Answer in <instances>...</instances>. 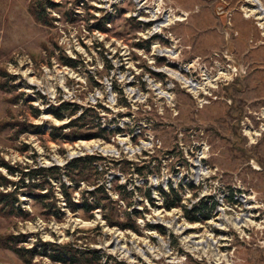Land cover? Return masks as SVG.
<instances>
[{"label": "rangeland", "instance_id": "obj_1", "mask_svg": "<svg viewBox=\"0 0 264 264\" xmlns=\"http://www.w3.org/2000/svg\"><path fill=\"white\" fill-rule=\"evenodd\" d=\"M30 1L0 0V68L9 81L8 91L0 89V120L10 109L14 119L42 127L16 139L12 129L0 130V155L62 167L100 153L107 166L101 181L120 221L132 208L141 213L138 231L111 227L100 207L90 217L72 212L53 180L60 218L23 194L28 217L0 212V235L20 234L26 247L77 237L80 248L99 250L101 264H264V19L252 11L264 13V0H53L48 26L34 19ZM65 56L78 65H66ZM184 80L202 90L194 93ZM62 101L78 112L101 104L96 122L119 132L52 140L50 127L69 120L51 113ZM170 183L186 208L215 201L212 216L190 222L180 207H162L155 188ZM119 184L127 187L123 200ZM87 188L80 183L72 199ZM147 188L155 205L144 197ZM238 216L250 221L237 228ZM0 264L23 262L0 245ZM32 264L59 263L35 256Z\"/></svg>", "mask_w": 264, "mask_h": 264}, {"label": "trees", "instance_id": "obj_2", "mask_svg": "<svg viewBox=\"0 0 264 264\" xmlns=\"http://www.w3.org/2000/svg\"><path fill=\"white\" fill-rule=\"evenodd\" d=\"M57 2L53 0H31L28 8L34 19L44 26L51 25V18L49 16L48 9H54ZM99 31H105L103 26H97ZM146 44L149 41L146 40ZM64 63L71 67H76L78 61L76 58H70L65 56ZM7 72L0 68V89L8 91L7 84L9 81L3 80ZM14 76L10 77V80ZM121 92V90H120ZM18 96H14L12 103H16ZM126 99L123 100V106H128ZM104 108L101 104L92 105L82 109L78 112V106L72 105L68 102L62 101L57 106H52L51 113L58 119H62L65 114L68 116V121L61 126L50 127L49 136L52 140L58 139H87L93 137H105L109 138V135L118 133V128L109 129L106 128L99 120L98 113L95 109ZM93 111L95 114H91L88 118L87 113ZM38 110L33 113L37 115ZM10 109L6 111V117L0 120V130L3 128L12 129V139H16L17 135L26 131H38L42 127L41 124H32L24 121H18L13 116H9ZM95 122V124H94ZM68 128L67 131H63ZM94 129V131H92ZM22 151L27 150V144L20 146ZM105 157L100 153H87L71 158L64 166L59 167L57 165L43 166L35 164L31 166L28 163L22 164L21 162L11 163L0 155V212L4 215H14L23 218L28 217V211L21 205L20 196L27 194L35 200L42 203L45 214L60 218V214L63 213L61 207L57 204L58 198L54 195L53 180L60 185V192L64 205L69 207L72 212L81 210L87 217L92 216V211L100 207L104 210L103 218L106 220L107 225L117 226L121 229H130L138 231V224L136 219L140 216L141 211L136 208H132L125 213L123 221H120L115 207L116 201L113 200L105 183L101 180L107 172V166L102 163ZM32 160H35V155L32 156ZM123 161V160H122ZM124 163H130L127 160ZM4 171H1V169ZM142 174L139 168L136 172ZM9 175V176H8ZM15 178V179H13ZM83 181L88 182L93 186L92 189H86L82 191L79 201L73 200L72 191L79 187ZM70 184H69V183ZM125 184H119L117 186V193L121 196V193L126 191ZM155 190L158 192L161 200L162 207L165 209H171L174 207H180L185 218L190 222H201L208 220L212 214V209L215 207L216 202L213 201L211 206H208L199 199L197 202L191 205L190 208H186L182 204V196L180 190L170 183L167 188L158 185ZM144 197L152 205L154 203V197L149 188L144 193ZM123 200V196L119 198ZM127 205H130L128 202ZM151 226V225H147ZM97 228H100L98 226ZM77 239L68 240L66 242H55L38 239L30 247H26L20 244V234L7 233L6 235H0V245L9 248L21 259L23 264H32L35 256L46 257L50 261L59 264H101L103 255L99 253L96 248H80L77 244ZM109 257V256H108Z\"/></svg>", "mask_w": 264, "mask_h": 264}, {"label": "bare ground", "instance_id": "obj_3", "mask_svg": "<svg viewBox=\"0 0 264 264\" xmlns=\"http://www.w3.org/2000/svg\"><path fill=\"white\" fill-rule=\"evenodd\" d=\"M256 8V7H255ZM252 10V9H251ZM253 11V15H256V14H258V16H257V19L259 20V19H264V13L260 10V8H257V9H254V10H252ZM261 11V12H260ZM170 17V16H169ZM169 21L168 19H165V21ZM179 20V19H178ZM161 26H163L164 27V24H161ZM262 26H264V24L262 23ZM263 28V27H262ZM169 52V54H172L170 51H168ZM221 73V75L223 74V72H220ZM207 78H209V77H207ZM207 81L208 82H210L209 81V79H207ZM206 81V83H208ZM213 81V80H212ZM184 83H185V85L184 86H188L189 87V89L191 90V91H193L194 93H197V91H198V89H200V90H202L201 89V87H202V84L201 83H198V82H195V81H193V80H184L183 81ZM208 84H210V83H208ZM205 85V84H204ZM250 220H248V219H244V220H242V218L240 217V216H238V217H236L235 219H234V224L233 225H235L237 228L238 227H240V226H243V225H247V224H245V223H247V222H249ZM199 244L200 243H203V240H201V241H199L198 242ZM207 245H208V243H207ZM197 248V247H196Z\"/></svg>", "mask_w": 264, "mask_h": 264}, {"label": "built area", "instance_id": "obj_4", "mask_svg": "<svg viewBox=\"0 0 264 264\" xmlns=\"http://www.w3.org/2000/svg\"><path fill=\"white\" fill-rule=\"evenodd\" d=\"M171 13H167V15H170ZM167 15L165 16V17H167ZM183 16H186L185 14H182ZM173 19L175 18V16L174 15H170ZM177 17V16H176ZM143 20V19H142ZM173 22L175 21V20H172ZM177 21V20H176ZM147 22V21H146ZM146 22L144 23V24H146ZM204 77H205V75H203ZM203 77V78H204ZM191 79V78H190ZM195 80V79H194ZM196 81V80H195ZM199 83V82H198Z\"/></svg>", "mask_w": 264, "mask_h": 264}]
</instances>
